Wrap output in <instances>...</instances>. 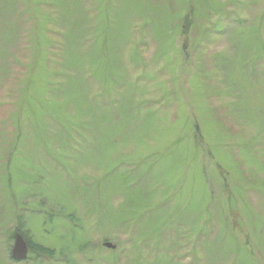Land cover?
I'll list each match as a JSON object with an SVG mask.
<instances>
[{
	"label": "rangeland",
	"instance_id": "rangeland-1",
	"mask_svg": "<svg viewBox=\"0 0 264 264\" xmlns=\"http://www.w3.org/2000/svg\"><path fill=\"white\" fill-rule=\"evenodd\" d=\"M0 264H264V0H0Z\"/></svg>",
	"mask_w": 264,
	"mask_h": 264
},
{
	"label": "water",
	"instance_id": "water-1",
	"mask_svg": "<svg viewBox=\"0 0 264 264\" xmlns=\"http://www.w3.org/2000/svg\"><path fill=\"white\" fill-rule=\"evenodd\" d=\"M11 249V257L14 261L18 260H25L27 258V251H28V244H26V241L24 240L23 236L19 234L18 232L15 233L13 244ZM104 245L108 248H113L114 245H112L110 242H104Z\"/></svg>",
	"mask_w": 264,
	"mask_h": 264
},
{
	"label": "trees",
	"instance_id": "trees-1",
	"mask_svg": "<svg viewBox=\"0 0 264 264\" xmlns=\"http://www.w3.org/2000/svg\"><path fill=\"white\" fill-rule=\"evenodd\" d=\"M30 246H32V244H30V243H28ZM31 248L29 247V250H30ZM29 253V252H28ZM45 253H47V252H45Z\"/></svg>",
	"mask_w": 264,
	"mask_h": 264
}]
</instances>
